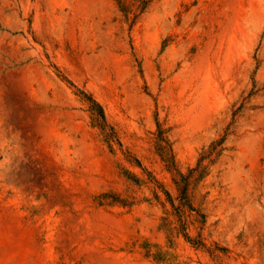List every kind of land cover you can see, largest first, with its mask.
Masks as SVG:
<instances>
[{
  "label": "rangeland",
  "instance_id": "1",
  "mask_svg": "<svg viewBox=\"0 0 264 264\" xmlns=\"http://www.w3.org/2000/svg\"><path fill=\"white\" fill-rule=\"evenodd\" d=\"M74 1L0 0V264H264V0Z\"/></svg>",
  "mask_w": 264,
  "mask_h": 264
},
{
  "label": "bare ground",
  "instance_id": "2",
  "mask_svg": "<svg viewBox=\"0 0 264 264\" xmlns=\"http://www.w3.org/2000/svg\"><path fill=\"white\" fill-rule=\"evenodd\" d=\"M233 1V0H232ZM231 1V2H232ZM104 2V1H103ZM235 2H237V0L235 1ZM234 2V3H235ZM252 2V1H251ZM101 3H102V0H75L74 1V8L76 9V14H78L80 17H81V15H85L86 13L88 14V12L89 11H91L93 8H97L98 6H100L101 5ZM233 3V4H234ZM237 3H240V2H237ZM244 3V2H243ZM230 4V3H229ZM232 4V3H231ZM104 5V4H103ZM235 5V4H234ZM238 5H240V4H238ZM242 5V4H241ZM73 7V6H72ZM236 7H233V9H235ZM238 8L240 9V6H238ZM245 8V7H244ZM244 8H242L243 10H244ZM241 9V10H242ZM96 11V10H95ZM102 11V10H101ZM235 12L237 11V10H234ZM93 13V12H92ZM243 13H246V11L244 10V12ZM77 15V16H78ZM235 15V14H234ZM237 15H238V13H237ZM242 15V14H241ZM240 15V16H241ZM243 16H245V15H243ZM74 17V16H73ZM35 19H37V17L35 18ZM236 19V18H235ZM239 19V18H238ZM75 20V19H74ZM240 20V19H239ZM239 20H237L236 19V21H239ZM79 21V20H78ZM235 21V22H236ZM81 22V21H80ZM234 23V22H233ZM241 22H236L235 23V25H233V28H232V30L233 31H231L232 33L230 34V38H231V42H235L236 41V39H237V37H238V33L240 32V31H242L243 30V27L244 26H242V24L244 23V21H243V23L242 24H240ZM74 24H76V23H74ZM78 25V24H77ZM71 29V31H73L74 29L73 28H70ZM244 31V30H243ZM232 44V43H231ZM112 55V54H111ZM116 57V56H115ZM241 57V56H240ZM116 58H118V57H116ZM121 58V57H120ZM121 59H123V58H121ZM112 60H115V59H113L112 58ZM116 61V64H117V66L118 67H120L121 65H120V61L118 60H115ZM114 62V61H113ZM112 62V63H113ZM124 62V61H123ZM113 64H115V63H113ZM115 64V65H116ZM123 64V63H122ZM113 66V65H112ZM116 66V67H117ZM114 69H115V67H113ZM209 68V67H208ZM116 70V69H115ZM118 70H120L121 71V69H118ZM123 71H124V69H122ZM206 70H208L209 71V69H206ZM119 71V72H120ZM24 79H25V77H24V74H22V75H20L19 77H17V78H14L13 80H14V82L17 84V85H19V84H21L23 81H24ZM24 83V82H23ZM50 111V110H49ZM51 112V111H50ZM45 113H47V112H45ZM52 113V112H51ZM69 113V112H68ZM203 113H205V112H203ZM43 114V113H42ZM200 114H202V113H200ZM200 114H199V116H200ZM45 114H43V116H44ZM47 115V114H46ZM53 115V114H52ZM204 115V114H203ZM202 115V116H203ZM38 116V115H37ZM34 117H36V116H34ZM47 117V116H46ZM48 117H51V116H48ZM37 118V117H36ZM40 118V117H39ZM41 119H43V122H44V119L46 120V118L44 117V118H40V120ZM198 119V118H197ZM200 119V118H199ZM49 121H51V120H49ZM35 122H38V120H36ZM39 123V122H38ZM50 123V122H49ZM77 123V122H76ZM82 122H80V124H81ZM41 124V123H40ZM43 124V123H42ZM82 125V124H81ZM37 126V125H36ZM46 126V125H45ZM84 126V125H83ZM1 127V126H0ZM4 127V126H3ZM2 127V128H3ZM55 127V126H54ZM74 127V126H73ZM36 128V127H35ZM38 128V127H37ZM47 128V127H46ZM75 128H76V126H75ZM79 128V127H78ZM87 128H88V126H87ZM86 128V129H87ZM43 129H44V127H43ZM1 130V129H0ZM56 130V129H55ZM58 132V131H57ZM9 132L6 130V129H3L2 131H0V147L2 148V152L5 154V156L3 157V159L2 160H0V163L3 165V166H5V167H9L10 166V163H11V161H10V157H12V154H11V150L8 148V141H7V139H6V137H7V134H8ZM91 134V133H90ZM87 136V135H86ZM92 139V138H91ZM65 141V140H64ZM83 141V140H82ZM66 142V141H65ZM64 142V143H65ZM84 144V143H83ZM95 145V144H94ZM64 146H66L65 144H64ZM84 146V145H83ZM77 147V146H76ZM81 147V146H80ZM89 148V147H88ZM88 148H86L88 151H89V149ZM93 148V147H92ZM94 148H95V146H94ZM78 149H79V145H78ZM81 149V148H80ZM80 149L78 150L79 152H80ZM85 149V148H84ZM83 149V150H84ZM67 150V149H66ZM65 150V151H66ZM72 150V149H71ZM82 150V149H81ZM82 150V151H83ZM77 151V152H78ZM76 152V153H77ZM87 152V151H86ZM66 153V152H65ZM80 153H82V152H80ZM79 153V154H80ZM78 154V156H83V155H79ZM66 155H67V153H66ZM87 155V154H86ZM96 155V154H95ZM15 156V155H14ZM88 156V155H87ZM93 156V155H92ZM91 156V157H92ZM67 157V156H66ZM95 157V156H94ZM86 158V157H85ZM93 158V157H92ZM100 158V157H99ZM87 159V158H86ZM70 160V159H69ZM89 160V159H88ZM96 161H97V159H95ZM102 160V159H101ZM66 161V160H65ZM68 161V160H67ZM84 161V160H83ZM99 161V160H98ZM13 162V161H12ZM25 162V161H24ZM95 162V161H94ZM18 163V162H17ZM99 163V162H98ZM101 163V162H100ZM69 164V163H68ZM85 164V163H84ZM90 164V163H89ZM96 165V164H95ZM99 165V164H98ZM67 166V165H66ZM25 170V169H24ZM21 171V170H20ZM37 171V170H36ZM17 172V171H16ZM25 172V171H24ZM23 172V173H24ZM27 172V171H26ZM21 173V172H20ZM22 173V177H24V174ZM37 173V172H36ZM71 173V172H70ZM14 174H16V173H14ZM18 174V173H17ZM16 174V175H17ZM33 174V173H32ZM31 174V175H32ZM69 174V173H68ZM35 175V174H34ZM39 175V174H38ZM37 175V176H38ZM71 175V174H70ZM18 176V175H17ZM20 177V176H19ZM21 177V178H22ZM25 177H27V176H25ZM29 177V176H28ZM70 178H71V176H70ZM38 180V179H37ZM66 182H67V180H66ZM68 183V182H67ZM21 184V183H20ZM26 187V186H25ZM19 188V187H18ZM24 188V187H23ZM19 189H22V187L21 188H19ZM26 190V189H25ZM29 192V191H28ZM25 196V195H24ZM20 197H21V195H20ZM22 198H23V196H22ZM94 210H95V208H94ZM98 212L99 210H95V212ZM105 211V210H104ZM100 212V211H99ZM98 212V213H99ZM102 213V212H101ZM90 213H86V215H89ZM96 214V213H95ZM100 214V213H99ZM98 214V215H99ZM103 214V213H102ZM117 214V213H116ZM116 216V215H115ZM91 217V216H90ZM97 217V215L95 216V218ZM99 218H100V216H98ZM87 218H89V217H87ZM113 218V217H112ZM111 217L109 218V220H113ZM90 220H91V218H89ZM92 219H93V217H92ZM101 219H103L104 220V218L103 217H101ZM108 218H105V220H107ZM117 218H115V220H116ZM96 220V219H95ZM95 220H93V221H95ZM92 221V222H93ZM102 221V220H101ZM100 221V222H101ZM108 221V220H107ZM118 220H116V222H117ZM95 224H96V227L97 226H99L100 225V223L99 222H95ZM104 224V223H103ZM102 224V225H103ZM92 226V225H91ZM95 227V226H94ZM96 227H95V229H96ZM93 228V227H92ZM105 228V227H104ZM94 230V229H93ZM95 233V232H94ZM100 233V232H99ZM104 235V234H103ZM102 235V236H103ZM93 238V237H92ZM93 240V239H92ZM101 241V240H100ZM105 241V240H104ZM99 242V241H98ZM103 244V243H102ZM87 245V244H86ZM90 247V246H89ZM114 251V250H113ZM108 252V251H107ZM112 254V253H111ZM115 254V253H114ZM87 255V254H86ZM88 255H91L93 258H94V260L96 259V260H98V261H100V262H105V263H108V264H128V262L130 261V260H132V259H130L128 262H125V261H123L122 259H120L119 257H109V256H106V255H104L103 253H100V252H97V251H94V250H92V249H88ZM87 255V256H88ZM116 255V254H115ZM115 255H112V256H115ZM92 258V259H93ZM91 259V258H90ZM95 260V261H96ZM97 261V262H98ZM132 261H134V260H132ZM100 264V263H99ZM134 264V263H133Z\"/></svg>",
  "mask_w": 264,
  "mask_h": 264
},
{
  "label": "clouds",
  "instance_id": "3",
  "mask_svg": "<svg viewBox=\"0 0 264 264\" xmlns=\"http://www.w3.org/2000/svg\"><path fill=\"white\" fill-rule=\"evenodd\" d=\"M3 158L2 157H0V160H2Z\"/></svg>",
  "mask_w": 264,
  "mask_h": 264
}]
</instances>
